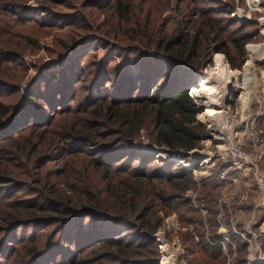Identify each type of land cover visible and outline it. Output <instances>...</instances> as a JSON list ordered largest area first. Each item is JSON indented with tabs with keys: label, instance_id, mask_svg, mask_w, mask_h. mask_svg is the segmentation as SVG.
Segmentation results:
<instances>
[{
	"label": "trees",
	"instance_id": "obj_1",
	"mask_svg": "<svg viewBox=\"0 0 264 264\" xmlns=\"http://www.w3.org/2000/svg\"><path fill=\"white\" fill-rule=\"evenodd\" d=\"M112 1L111 37L115 38L117 33L122 39L116 37V45L130 46L122 51L124 63L130 61L133 69L112 67L109 72L115 78L110 79L106 71L108 63L92 61L91 65L101 70L91 79L88 92L76 99L77 78L83 74L85 65L71 62L60 71H50L46 75L47 81L32 88L20 109L0 99V153L20 161L24 151H37L36 168L41 169L46 162L60 160L66 155L82 159L80 155L86 147L85 154L92 156L86 166L80 165L81 168L73 170L71 177L82 183L79 191L71 187L73 194L62 195L53 183H48L46 173H43L39 182L44 180L42 188H52L55 197L21 200L16 205H21V212L0 218L6 223V226H0L4 238L13 242L12 246L5 244L6 239L0 242V257L10 261L9 264H75V260L84 263L86 255L103 247H116L118 254H111L110 258L119 264L129 260L131 264H144L148 254L133 253L130 246L133 249L151 246L152 234L159 230L162 219L159 216L146 219L150 209L155 205L171 209L177 196L182 198L183 205H189V201L178 193L187 187L190 172L180 166L175 168L177 165L172 161L151 166L152 155L142 154L135 140L140 131L145 130L154 146L184 152L196 148L204 130L200 129L201 123L195 117L198 106L188 88L196 87L190 80L192 69L204 65L199 66L198 51L201 54L202 44L213 42L210 51L223 53L230 66L238 68L243 62L242 45L250 36H242L240 41L232 40L242 57L240 63L235 64L229 56L228 41L222 28L216 23L200 22L190 33L179 22L170 32L165 31V22L161 21L165 12L174 10L173 0ZM85 19L84 13H78L68 22L81 28ZM175 32L180 37L173 38ZM223 39L225 42L221 41ZM142 43L153 47L151 50L140 49L138 46H144ZM3 60L6 59L1 55L0 62ZM61 61L56 60V64ZM209 63L208 59L206 64ZM260 64L264 65V62ZM6 86L8 88V83L0 78V89ZM86 89L85 85L81 87V91ZM75 112L82 115L77 114L78 119H73ZM54 113L63 116L54 119ZM25 129L27 134L15 136ZM21 163L27 165V159ZM7 166L0 162V181L9 178ZM59 174L63 178L70 176L65 168ZM202 183V194L206 196L207 184ZM12 187L8 185L4 189L0 185V199L11 194ZM28 204L42 214L28 209ZM188 207L194 211L193 207ZM56 212L66 216L55 215ZM165 212V215L169 214ZM17 224L27 228L18 239L13 233ZM52 226L57 228L56 231L42 234L39 242L34 240V233L28 232L29 228ZM131 229L132 233L127 235ZM232 239L239 241L236 236ZM211 240L206 241L200 235L199 245L218 254L221 248L219 236L214 233ZM24 241L30 243L13 247ZM86 250L88 253L83 256ZM148 253L158 255L155 247ZM135 254L140 257H131ZM58 257L60 263L56 260ZM0 264L6 263L0 259ZM253 264H264V261Z\"/></svg>",
	"mask_w": 264,
	"mask_h": 264
},
{
	"label": "rangeland",
	"instance_id": "obj_2",
	"mask_svg": "<svg viewBox=\"0 0 264 264\" xmlns=\"http://www.w3.org/2000/svg\"><path fill=\"white\" fill-rule=\"evenodd\" d=\"M173 2L174 10L165 12L161 21L165 22V31L170 32L179 22L190 33L200 22L216 23L222 28L223 36L228 41L229 56L235 64H239L242 57L232 40L240 41L242 36H250L242 45L243 62L238 68H232L223 53L210 51L214 47L213 42L202 44L201 54L198 51L197 55L199 66L204 65L192 69L190 80L198 88L201 80L209 76L215 56L225 60L226 69L230 72H242L248 61L251 63L248 76L251 100L243 107L240 103L242 91L231 83L226 88L224 113L205 119L202 113L208 106L207 101L190 94L191 87L188 88L198 106L195 117L201 123L200 129L204 130L198 146L188 152L154 146L146 131H140L135 143L142 154L152 155L151 166L172 161L177 165L175 168L180 166L190 172L187 187L178 193L189 201V205H183L179 196L171 209L155 205L145 218L153 220L159 216L162 225L152 234L151 246L145 249L134 247L137 250L130 246V251L148 254L145 255L148 259L144 264H253L264 261V65L260 64L264 62V0ZM113 10L112 0H0V57L2 55L6 59L0 62V78L8 83V88L0 89V99L20 109L32 88L37 83L47 81L46 75L50 71H60L71 62L85 65L83 74L77 78L76 99L88 92L91 79L101 70L91 65L92 61L95 60L96 64L107 62V72L112 67L121 69L128 66L133 69L130 61L124 63L122 51L130 46L116 45V37L122 39L117 33L115 38L111 37ZM78 13L86 16L81 28L68 22L72 15ZM172 37L178 38L180 34L175 32ZM221 41L225 42L224 39ZM138 47L151 50L153 45L147 43ZM249 48H254L255 54H249ZM60 59V64H56V60ZM208 59L210 63L206 64ZM109 75L110 79L115 78L110 72ZM83 85L87 87L85 91H81ZM71 104L74 105V102ZM77 114L82 115L75 112L71 118L78 119L75 117ZM52 116L59 119L63 115L54 113ZM21 133L27 134L28 131L22 130L15 136ZM84 149L80 155L84 161L66 155L60 160L46 162L42 169L36 168L37 151L21 152L20 161L0 153V162L9 165L6 167L9 178L0 181V185L4 189L8 185L13 186V192L0 199V218L21 212V205L16 206L21 200L55 197L52 188H42L44 180L39 182V179L41 175L43 178V173H46L48 183H53L62 195L73 194L71 187L79 191L82 183L71 176L74 169L81 168L80 165L86 166L87 160L92 157L85 154L88 147ZM26 159L27 165L22 164L21 161L25 162ZM62 168L69 173V178L59 174ZM202 182L207 184L206 196L202 194ZM95 183L99 184L98 179ZM10 201L13 203L6 205ZM188 206L193 207L194 211H190ZM27 208L33 209V205L28 204ZM165 211L169 214L165 215ZM1 225L6 226V223L0 221ZM19 226L21 228L15 229ZM52 227L29 228L28 232L34 233V240L39 242L42 234L56 231L57 228ZM15 228L13 233H16L17 239L27 230L23 224H17ZM1 229L0 242L6 239L5 244L12 246L13 242L4 238L5 233ZM128 231L127 235L133 230ZM214 233L220 239L218 254L199 245L200 235L206 241H212ZM233 236L238 237L239 241L233 240ZM241 241L246 245L242 247ZM23 243L30 242H18L13 247ZM154 247L158 251L156 256L148 253ZM87 253L88 250L83 256ZM111 254H118L116 247H103L86 255L84 263L75 260V264H119L110 258ZM131 257H140V254ZM0 259L3 263H10L7 259ZM59 259H56L58 263ZM131 262L129 260L123 264Z\"/></svg>",
	"mask_w": 264,
	"mask_h": 264
},
{
	"label": "bare ground",
	"instance_id": "obj_3",
	"mask_svg": "<svg viewBox=\"0 0 264 264\" xmlns=\"http://www.w3.org/2000/svg\"><path fill=\"white\" fill-rule=\"evenodd\" d=\"M249 54H255V49L249 48ZM213 62L209 76L201 80L198 88L192 87L190 90V94L204 98L207 101L208 106L202 113L205 119L224 113L223 101L226 96V88L231 83L237 85V88L242 91L240 103L243 107L251 100L250 78L248 77L251 63L247 61L242 72H230V70L226 69L225 60L221 56H215Z\"/></svg>",
	"mask_w": 264,
	"mask_h": 264
}]
</instances>
